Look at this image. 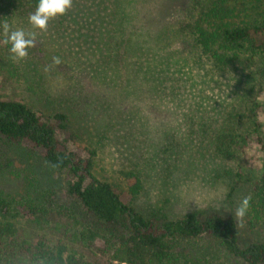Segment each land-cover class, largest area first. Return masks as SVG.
<instances>
[{
    "label": "trees",
    "instance_id": "16d2710c",
    "mask_svg": "<svg viewBox=\"0 0 264 264\" xmlns=\"http://www.w3.org/2000/svg\"><path fill=\"white\" fill-rule=\"evenodd\" d=\"M136 1L146 0H72L63 16L48 22L47 44L61 26L83 47L101 53L71 78L73 103L112 106L127 91L146 95L153 113L158 105L183 116L181 127L207 140L218 158L238 155L241 166L255 173L247 213L264 226V104L255 95L264 86L259 80L257 88L250 87V98L245 88L264 67V0H155L149 14L133 10L140 17L134 24L127 16ZM37 2L0 0V32L5 23L33 28L28 17ZM220 88L223 102L205 112L206 90ZM181 145L163 151V160L180 155ZM8 147L64 171V196L73 207L52 208L31 194L0 191V264H264V241L242 236L231 213L204 210L171 218L137 210L133 202L143 189L138 164L124 173L127 190L97 178L94 152L77 144L64 109L48 113L0 97V162ZM238 177L243 178L240 172ZM20 218L40 226L47 222L74 243L46 234L28 237L17 229ZM203 239L223 258L217 247L195 249Z\"/></svg>",
    "mask_w": 264,
    "mask_h": 264
},
{
    "label": "rangeland",
    "instance_id": "374dc122",
    "mask_svg": "<svg viewBox=\"0 0 264 264\" xmlns=\"http://www.w3.org/2000/svg\"><path fill=\"white\" fill-rule=\"evenodd\" d=\"M156 3L155 0L133 2L127 20L138 24L140 17L137 13L133 16V10L149 14L155 10ZM169 16L170 13H166L164 17L168 19ZM10 28L34 32L35 39L34 45L27 50L28 55L22 60L15 59L10 52L11 45L4 42L6 37L2 28L0 97L16 98L48 113L58 109L68 111L76 142L94 152L92 172L101 180L127 190L124 173L135 170L138 164L143 171V189L133 202L137 210L157 212L171 218H180L193 211L223 210L235 217L242 236L264 241V226L260 222L251 221L248 213L243 218L235 215L241 201L250 197L252 182L256 178L253 171L241 166L240 156L232 160L218 158L207 140L202 137L195 139L189 126L181 127L183 116L170 109L161 110L158 105L156 113L151 112L150 101L140 93L131 95L125 91V95L118 97L112 106L108 101L93 107L89 104L88 107L75 105L71 78L77 75L79 65L92 63L101 53L93 47H83L77 37L61 26L56 28L55 38L50 44L46 43L48 29H33L25 23ZM159 38L162 39L161 36ZM259 80L264 86V67L247 82L248 98L253 95L249 88H257ZM102 92L105 94L103 88ZM222 92V88L206 90L202 98L205 112L220 106ZM255 95L264 104V88ZM243 127L250 126L245 122ZM179 141L182 142L178 149L180 155L163 160V151L170 150L173 144L178 146ZM5 153L6 160H10L2 159L0 162L1 192L14 197L31 194L33 198L46 199L52 208L73 207V203L64 196L67 179L64 171L16 147H8ZM239 172L242 179L237 178ZM16 226L28 237L46 234L56 242L61 239L66 245L74 243L72 236L58 235L47 222L40 226L20 218ZM69 231L68 234H72ZM194 245L197 250L204 247L215 250L217 247L205 239ZM216 253L223 258L218 247Z\"/></svg>",
    "mask_w": 264,
    "mask_h": 264
},
{
    "label": "clouds",
    "instance_id": "9594fccd",
    "mask_svg": "<svg viewBox=\"0 0 264 264\" xmlns=\"http://www.w3.org/2000/svg\"><path fill=\"white\" fill-rule=\"evenodd\" d=\"M71 6L72 0H38L35 11L28 17V22L34 29L45 31L50 20L63 16ZM2 28L6 37L4 42L11 45L10 52L13 57L24 59L28 55L27 50L34 45L35 33H27L23 29L12 30L6 23ZM248 205L249 198L242 200L235 215L243 218L247 214Z\"/></svg>",
    "mask_w": 264,
    "mask_h": 264
}]
</instances>
